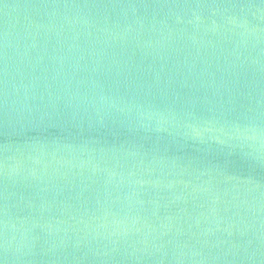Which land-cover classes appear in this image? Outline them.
<instances>
[{
  "label": "water",
  "instance_id": "1",
  "mask_svg": "<svg viewBox=\"0 0 264 264\" xmlns=\"http://www.w3.org/2000/svg\"><path fill=\"white\" fill-rule=\"evenodd\" d=\"M0 264H264V0H0Z\"/></svg>",
  "mask_w": 264,
  "mask_h": 264
}]
</instances>
